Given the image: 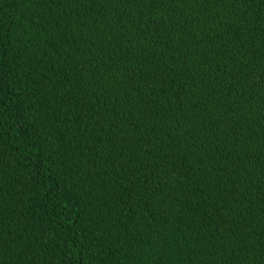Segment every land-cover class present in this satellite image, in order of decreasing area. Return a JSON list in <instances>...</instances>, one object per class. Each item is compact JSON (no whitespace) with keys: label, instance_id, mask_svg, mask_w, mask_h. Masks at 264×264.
Here are the masks:
<instances>
[{"label":"trees","instance_id":"obj_1","mask_svg":"<svg viewBox=\"0 0 264 264\" xmlns=\"http://www.w3.org/2000/svg\"><path fill=\"white\" fill-rule=\"evenodd\" d=\"M0 264H264V0H0Z\"/></svg>","mask_w":264,"mask_h":264}]
</instances>
